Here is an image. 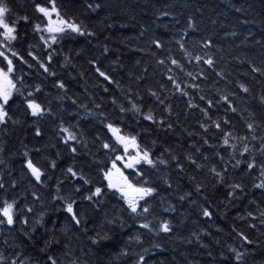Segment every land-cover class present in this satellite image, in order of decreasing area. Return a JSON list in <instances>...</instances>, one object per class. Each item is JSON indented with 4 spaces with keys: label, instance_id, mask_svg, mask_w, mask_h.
<instances>
[{
    "label": "trees",
    "instance_id": "1",
    "mask_svg": "<svg viewBox=\"0 0 264 264\" xmlns=\"http://www.w3.org/2000/svg\"><path fill=\"white\" fill-rule=\"evenodd\" d=\"M8 3L16 16L30 17L28 22L19 21V40L12 42L14 50L28 61L23 63L14 58L16 87L26 96L35 85H41L34 98L50 101L55 115L32 117L25 111L24 96L14 93L9 111L17 122L10 120L7 125H0L3 149L0 182L5 185L0 189V197L7 193L9 199L18 198L22 208L27 205L33 209L31 213L25 210L28 224L18 221L14 226L0 229V252L9 260L20 253V259L28 264H46L49 255L56 257L59 264H136L138 255H144L147 264H236L229 247L244 251L238 236L244 232L254 241L243 242L244 247L255 249L246 257L247 264H264V226L258 218L259 212L264 211V190L253 187L259 183V171L249 175L244 163L237 168L229 166L225 182L217 183L208 170L213 164L218 170L222 166L215 153L220 152L228 160L232 149L222 144L219 129L211 126L205 131L200 126L201 122L211 124L203 116V108L208 109L213 121H221L224 131L234 136L248 134L245 125L251 120L249 113L255 114L257 123L264 121V104L259 99L264 95V75L252 71L253 66L264 67V0H55L61 15L75 19L91 34L65 35L56 43L49 41V45L40 39L47 33L34 30L35 23L46 22V18L41 20L42 14L35 11L34 4L50 6L47 0H8ZM88 4L100 7L90 9ZM189 19L194 24L192 28H188ZM157 39L161 41L160 48L152 43ZM207 40L212 44L205 47ZM181 43L184 48L180 47ZM196 55L204 60L211 56L215 63L209 66L204 60L196 61ZM169 56L183 67L171 65ZM161 59H165V64L158 63ZM41 62L48 72L39 66ZM4 63L0 58V66ZM96 67L108 73L112 81L100 77ZM189 72L193 76H188ZM169 76H174L189 95L176 91ZM57 81H63L66 87L60 89ZM193 83L199 89L193 88ZM240 83L246 84L250 92L244 93ZM221 95H229L236 112L226 111L228 105L220 100ZM201 96L205 99L201 100ZM190 98L198 107L188 106ZM208 99L213 100V106L207 104ZM133 102L140 105V112L131 110ZM81 104L91 109L92 114L79 107ZM120 106L127 111L120 112ZM149 110L154 120L141 115ZM101 112L104 117L99 115ZM224 117L229 124H223ZM61 121L73 131L82 132L86 147L77 145L75 154L69 151L58 134ZM108 122L119 124L125 133L137 135L141 147L150 149L153 158L163 154L162 158L169 161L150 175L159 187V196L152 201L154 215L172 222L171 233L140 229V221L124 210L126 205L114 190L105 187L104 195L94 198L99 200L97 204L82 199L96 186L106 184H102L100 169L107 161L106 150L101 145L111 135L105 127ZM37 126L41 129L38 137ZM205 138L207 144L203 143ZM36 148L40 153L34 151ZM26 150L34 158L56 160V168L48 171L51 179L47 185L36 183L27 172L23 155ZM189 155L207 167L196 168L186 159ZM205 155L208 160L204 159ZM172 156L178 158L183 169L177 167ZM257 158L264 159L259 154ZM235 159L242 158L236 155ZM70 166L82 171L92 183L85 185L78 177L66 176ZM148 167L144 165V169ZM134 172H129L130 178L134 179L131 175ZM162 177L170 181L171 187L163 183ZM190 177H195V181ZM57 180L61 181L60 194L71 193L85 213V223L81 226L73 227L62 202L53 200ZM196 183L205 187L197 192ZM232 183L244 184L243 192L237 190L234 196H228L231 189L227 185ZM77 187L80 191L73 192ZM33 191L39 199L31 195ZM189 192L191 196L180 199ZM169 204L174 210L164 211ZM202 206L210 208L213 215L203 216ZM249 212L254 215L249 217ZM114 217H122L123 226L119 222L110 223ZM253 224L255 228L251 227ZM97 233L100 237L107 235L108 239L97 238L98 242L93 244L89 237H97ZM137 234L141 242L128 243L129 236ZM155 244L160 247H154ZM125 247L128 254L120 255Z\"/></svg>",
    "mask_w": 264,
    "mask_h": 264
},
{
    "label": "snow or ice",
    "instance_id": "2",
    "mask_svg": "<svg viewBox=\"0 0 264 264\" xmlns=\"http://www.w3.org/2000/svg\"><path fill=\"white\" fill-rule=\"evenodd\" d=\"M48 5L42 3H35L34 9L37 13L42 14L41 20L43 21L46 18V22L43 23H35L34 30L38 32H46L47 36L41 35L40 39L44 41L45 45H49V41L52 43H56L58 39L65 35H71L73 33L79 35L91 34L87 33L85 27L78 23L75 19L67 18L66 15H61L60 10L57 8L55 4V0H47ZM100 5L96 4L93 6L92 4H88V8L94 9L99 8ZM53 13L56 15V19H53ZM165 14V13H162ZM20 20L30 21V17L28 15L24 16H16L13 13L8 0H0V58L5 62L4 66H0V125H7V123L11 120L13 123L17 121L12 119L10 115L9 106L14 102V93H20L21 96H24V104L26 105L25 111L29 113L32 117L35 118H43L46 115H55L53 109L51 107V102H43L34 98V93H39L41 91V85H35L33 92H28L25 96L24 92L21 91L20 88L16 87V80H14L13 76L15 73V64L14 58H19L23 63H28L24 59L23 56L20 55L18 51L14 50L13 43L14 41L19 40L18 36V23ZM194 27L193 22L189 19L188 28ZM153 44L157 48L162 47L160 40H153ZM212 44L211 40H207L205 42V47H208ZM181 48H184V44H180ZM104 51L107 52V46L104 47ZM190 55V53H187ZM29 56H33L32 52L28 53ZM52 59L51 55L48 56V60ZM171 65H175L179 68L183 66L180 62L172 57H168ZM196 61L204 60V58L200 55L195 56ZM93 64L96 63L95 60L92 61ZM159 64H165V59H161L158 61ZM209 66L214 65V60L211 56H208L206 60H204ZM32 65H29L31 67ZM43 68L44 72H48V67L41 62L39 65ZM95 71L99 74L100 77H103L106 81H112V77L102 71L100 67H96ZM169 72L172 71L171 68L168 69ZM253 72L261 73L264 75V67H255L253 66ZM50 75H55L54 73H49ZM219 75H223V73H218ZM188 76H193V73H187ZM203 75V72L200 73ZM169 80L172 84L175 85V90L181 92L183 95L188 96L189 93L186 88L181 87V83L177 82L174 76H169ZM20 80V83L23 84L21 78H17ZM139 79V77H138ZM114 82V81H113ZM57 85L60 89H64L66 86L63 81H57ZM193 88L199 89V85L193 83L191 85ZM240 89L243 90L244 93L250 92V88L244 84H239ZM163 88V85H161ZM107 90V89H105ZM150 94L154 96L160 104H164V100L160 99L156 92L150 90ZM231 96H235V93H231ZM58 99H60L58 97ZM130 99V98H129ZM201 100H204L205 97L201 96ZM260 102L264 104V95L259 97ZM220 100L226 101L228 107L226 111L236 112L237 108L232 106V99L229 98V95H221ZM75 103V101H73ZM115 103V100H113ZM215 103L219 104L220 101H216ZM207 104L209 106H213V100L208 99ZM188 106L198 107V105H194L191 101V98L188 101ZM79 107L84 108L89 114L91 113V109H88L86 105L81 104ZM99 107V105H96ZM131 110L136 112H140V105L136 103H132ZM167 110L170 112L171 107L168 106ZM123 106H120V112H125ZM201 112L204 117L207 118L211 124L206 122H201V128L207 131L211 126H214L216 129H219L222 133V144L224 146H229L232 149V152L229 153V159L225 160V157L220 153L216 152L215 155L219 158L218 163L222 166L217 168L216 164H213L208 170L209 172L216 178L217 183L223 184L225 182V178L228 172L229 166L232 168H237L244 163L246 166V170L249 171V175H251L252 171H259V183H254V188H259L264 190V159H258L257 154L260 157H264V121L261 123H257L255 119V114L249 113L251 117L250 122H246V128L248 130V134L245 136H234L232 132L224 131L222 127V123L219 119L213 121L212 117L208 114V109L203 108ZM101 117H104V113H99ZM141 115L145 116L147 120H154V116L151 113V110L147 114L141 113ZM106 119V117H105ZM230 121L227 117L223 118V124H229ZM75 128H79V125H75ZM107 131L111 134L107 140L102 142L101 147L106 150L107 161L101 167L100 172L102 175V184L106 182L104 187L96 186L94 190H90L89 194L84 196L82 199L89 201L91 204L99 203L98 199L104 195L105 187L110 190H114L115 193L119 194L120 199L123 201V204L126 205L124 209L126 212L130 213L132 216L136 217L138 221H140L139 227L140 229L147 230L148 232H155L159 234L163 233H171L172 232V222L167 219H161L159 216L154 215V208L152 205V201L156 200L159 196V187L154 184L150 173L153 171L158 172L160 165L167 166L169 161L163 159L161 154L160 157L153 158L152 152L148 148H142L138 142L137 135H133L130 133H125L123 128L113 122H108L105 124ZM171 127V125H168ZM59 135L62 136L63 143L66 147L69 148V151L73 154L77 153L78 148L77 145H81L86 147L87 141L84 140L82 132L73 131L72 127L65 126L63 121H61L59 125ZM259 131L260 134H257ZM35 135L38 137L41 135L40 127H36ZM232 141H236V143H232ZM204 144L208 143V139L205 138L203 140ZM258 143V147H257ZM3 149L0 148V151ZM131 150V151H130ZM36 153H40V149H34ZM170 151V150H169ZM199 151V149H197ZM227 151V149H225ZM111 155H108V154ZM245 154L247 158H245ZM25 159V166L28 173H30L31 178H34V181L38 184H47V181L51 179L48 175L49 169H55L57 166L56 160H50L47 157H33L30 155V150H26L23 153ZM236 155H239L242 159H235ZM186 159L190 160L192 164L195 165L196 168H204L207 167L206 164L197 163L195 159L192 157L186 156ZM205 160H208V157L204 156ZM172 160L177 162V167L183 169V165L179 162L178 158L172 156ZM234 161V163H233ZM0 163H3L0 160ZM144 165L149 166L147 169H144ZM133 169L135 172L131 175L134 176L130 178V174H126V170ZM143 169V170H142ZM65 175H70L72 178H79L83 181V184L87 185L92 183L91 180L87 179L84 176L82 171H78L73 167H68L66 169ZM163 183L171 187L170 181L166 177L161 178ZM193 181H195V177H190ZM16 184L15 181L12 182V186L14 187ZM56 195L53 196V200L62 202V207L64 211L68 214L69 220L72 223L73 227L81 226L85 223L84 216L85 213L79 208L78 202L76 199H73L72 194L61 195V181L57 180L56 182ZM196 191L200 192L201 189L205 187L202 183H196L195 185ZM228 188L231 189L227 194L232 197L236 193L237 190L243 192L245 185L242 183H232L227 185ZM5 185L0 182V189H4ZM73 192H79L80 188H74ZM31 195L34 198L39 199L37 193L33 191ZM191 196V193H185V195L180 196L181 200H184L186 197ZM161 206H163L164 200L163 197H160ZM25 210L27 213H31L33 211L32 207L24 205L22 208L18 203V198L14 197L9 199L7 193L3 197H0V229L4 227L14 226L18 221L23 224H28V219L25 214ZM174 210L172 206L169 204L168 208L164 209V211ZM202 215L205 217H211L213 215L212 211L208 207L201 208ZM21 215H24V219L21 220ZM43 213H41V216ZM254 214L252 212L248 213L249 217H252ZM149 216H152V219H148ZM259 223L261 226H264V211L259 212ZM153 221H155V226L153 225ZM119 222L121 226H123V218L122 217H114L110 223ZM251 227L255 228L256 225L253 224ZM35 229H33L34 231ZM86 232L87 229L85 228ZM25 235H29V233H25ZM195 235V234H194ZM239 238L242 241L241 247L244 248V251H240L238 248L234 246L229 247V251L233 254L236 264H247L246 257L253 254L255 249L249 250L247 247H244V243L253 244L254 241L250 240L249 237L244 232L238 233ZM108 239L107 235L100 237L99 233H97V237H89L93 244L98 242V239ZM197 239L199 237L197 236ZM59 243V241H55ZM140 243L141 237L140 235L129 236L128 243ZM7 244V240L4 241ZM154 247H160L159 244L153 245ZM41 251H45L41 249ZM145 252L147 249L144 250ZM128 249L125 247L121 250L120 255H127ZM20 253H16L10 260L7 258L3 252H0V264H28L25 259H20ZM46 264H59L58 259L54 256H47ZM72 264V262H70ZM136 264H147L144 255H138V260Z\"/></svg>",
    "mask_w": 264,
    "mask_h": 264
},
{
    "label": "rangeland",
    "instance_id": "3",
    "mask_svg": "<svg viewBox=\"0 0 264 264\" xmlns=\"http://www.w3.org/2000/svg\"><path fill=\"white\" fill-rule=\"evenodd\" d=\"M53 19H56V15H55V13H53ZM131 151V150H130Z\"/></svg>",
    "mask_w": 264,
    "mask_h": 264
},
{
    "label": "bare ground",
    "instance_id": "4",
    "mask_svg": "<svg viewBox=\"0 0 264 264\" xmlns=\"http://www.w3.org/2000/svg\"><path fill=\"white\" fill-rule=\"evenodd\" d=\"M47 185V184H46ZM70 185V184H69ZM42 188V187H41ZM35 203V202H34ZM30 204H32V203H30ZM36 205V204H35Z\"/></svg>",
    "mask_w": 264,
    "mask_h": 264
}]
</instances>
